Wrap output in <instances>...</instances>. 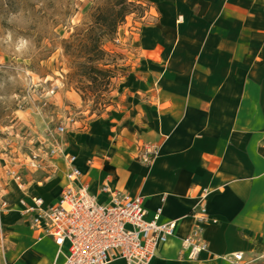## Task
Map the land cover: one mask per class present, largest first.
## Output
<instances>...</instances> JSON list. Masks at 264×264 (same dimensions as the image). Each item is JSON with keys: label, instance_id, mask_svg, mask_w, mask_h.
Wrapping results in <instances>:
<instances>
[{"label": "crops", "instance_id": "crops-1", "mask_svg": "<svg viewBox=\"0 0 264 264\" xmlns=\"http://www.w3.org/2000/svg\"><path fill=\"white\" fill-rule=\"evenodd\" d=\"M200 1L169 0L162 38L143 45L155 71L135 81L134 90L152 96V109L167 114L153 123L152 164L128 165L110 182L144 197L149 214L163 207L162 222L177 225V237L153 264H232L235 255L264 254V0H203L208 10L198 19ZM57 166L60 174L45 189L65 185V165ZM204 189L210 192V251L184 262L181 241L193 228ZM29 194L48 204L57 200L40 190ZM24 195L14 190L10 200ZM19 221L33 243L20 264H60L54 243L38 242Z\"/></svg>", "mask_w": 264, "mask_h": 264}, {"label": "rangeland", "instance_id": "rangeland-1", "mask_svg": "<svg viewBox=\"0 0 264 264\" xmlns=\"http://www.w3.org/2000/svg\"><path fill=\"white\" fill-rule=\"evenodd\" d=\"M147 10L141 19L134 15L119 29L115 46L107 51L122 57L114 83L112 106L101 118L91 117L92 105L84 103L70 79L65 45L78 31L92 26L93 17L110 7L111 0H0V185L13 184L7 169L26 167L28 158L40 147L48 129H65L66 149H72L96 186L118 182L119 171L142 165V158L156 152L153 123L167 113L154 111L153 97L137 93L135 81L154 72L153 59L143 45L162 38L159 28L172 5L169 0H133ZM11 37V39H9ZM167 38V37H166ZM29 44L16 51L20 40ZM160 63L159 60L156 61ZM54 96H51L52 92ZM45 104L47 107H45ZM150 152V153H148ZM154 158V157H153ZM152 158V159H153ZM18 168V167H17ZM23 182L57 197L62 183L49 187L48 176L24 173ZM14 187V184H13ZM57 196V197H56ZM0 232V264H20L30 248L31 235L17 217H7ZM7 262V263H6ZM245 264H264L261 256L247 255Z\"/></svg>", "mask_w": 264, "mask_h": 264}, {"label": "built area", "instance_id": "built-area-1", "mask_svg": "<svg viewBox=\"0 0 264 264\" xmlns=\"http://www.w3.org/2000/svg\"><path fill=\"white\" fill-rule=\"evenodd\" d=\"M65 132L63 127L48 129L26 167L7 169L14 187L9 184L3 191L0 185V232L5 229V219L16 214L39 235L38 242L54 243L60 264H153L159 249L177 237V225L162 222L163 207L149 214L144 197L113 188L109 179L93 188L83 166L92 167L94 161L89 159L84 165L72 149H66ZM59 161L65 165V185L55 203L48 204L38 194L31 196L33 187L25 185L23 174L42 173L48 181L57 179ZM142 164H152L149 154L142 158ZM14 190L25 195L10 200ZM209 201L210 192L202 190L191 216L193 228L181 241L184 262L195 263L210 251L206 240L207 227L212 223ZM232 264H245L244 255L233 256Z\"/></svg>", "mask_w": 264, "mask_h": 264}, {"label": "trees", "instance_id": "trees-1", "mask_svg": "<svg viewBox=\"0 0 264 264\" xmlns=\"http://www.w3.org/2000/svg\"><path fill=\"white\" fill-rule=\"evenodd\" d=\"M207 10L208 5L201 0L196 17L204 18ZM147 12L140 2L111 0L110 7L93 17L89 29L78 31L65 45L72 72L70 79L76 81V92L82 101L92 105L91 117L105 115L112 106L110 97L115 92L114 83L123 76L117 63L122 57L107 51V46H115L118 31L128 18L137 15L142 19Z\"/></svg>", "mask_w": 264, "mask_h": 264}, {"label": "clouds", "instance_id": "clouds-1", "mask_svg": "<svg viewBox=\"0 0 264 264\" xmlns=\"http://www.w3.org/2000/svg\"><path fill=\"white\" fill-rule=\"evenodd\" d=\"M9 39H11V37H9ZM29 44V41L27 40H20V42L17 44V47H16V51L17 52H20L21 50H23L24 48H26Z\"/></svg>", "mask_w": 264, "mask_h": 264}]
</instances>
